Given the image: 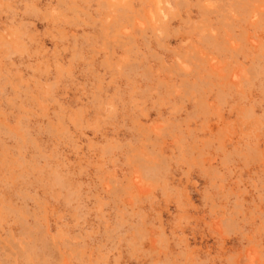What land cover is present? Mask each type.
<instances>
[{
	"label": "rangeland",
	"instance_id": "1",
	"mask_svg": "<svg viewBox=\"0 0 264 264\" xmlns=\"http://www.w3.org/2000/svg\"><path fill=\"white\" fill-rule=\"evenodd\" d=\"M0 264H264V0H0Z\"/></svg>",
	"mask_w": 264,
	"mask_h": 264
}]
</instances>
